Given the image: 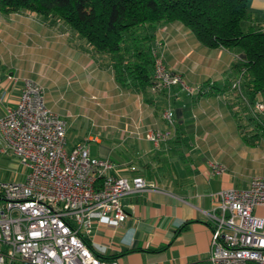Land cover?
Listing matches in <instances>:
<instances>
[{"label": "crops", "instance_id": "crops-1", "mask_svg": "<svg viewBox=\"0 0 264 264\" xmlns=\"http://www.w3.org/2000/svg\"><path fill=\"white\" fill-rule=\"evenodd\" d=\"M248 10L250 24L264 28V0H249ZM151 29V43L159 44L166 66L182 75L191 94L180 86L158 92L126 75L120 81L114 58L59 17L0 12V42L18 44L24 59L41 62L32 78L43 85L47 106L66 121L67 146L94 141L99 148L92 156L109 157L116 173L139 174L154 184L122 198L128 217L117 227L93 222L86 242L119 264H209L211 214L218 213L212 193L243 188L236 170L264 161V110L255 107L264 104V91L233 66L241 52L206 47L178 21ZM1 72L0 93L6 88L8 98L0 101V116L16 102L22 83L14 86L7 78L12 72ZM166 105L175 128L155 147L147 131L167 127L160 116ZM78 114L91 121L94 133L68 139ZM105 122L111 130L104 139L99 132ZM210 162L225 170L213 172ZM128 163L137 170H128Z\"/></svg>", "mask_w": 264, "mask_h": 264}, {"label": "built area", "instance_id": "built-area-1", "mask_svg": "<svg viewBox=\"0 0 264 264\" xmlns=\"http://www.w3.org/2000/svg\"><path fill=\"white\" fill-rule=\"evenodd\" d=\"M152 54L157 89L180 86L191 94L194 89L182 75L167 68L159 46ZM7 78L16 80L13 72ZM2 81L0 70V85ZM44 94L42 84L25 78L16 102L0 116V153L13 156L24 169L22 180L0 183V264H119L96 255L86 236L93 222L120 225L128 217L122 198L154 184L139 174L116 173L117 164L109 157L92 156L87 142L67 146L66 121L47 106ZM7 98L4 88L0 101ZM255 107L264 110L261 102ZM161 117L167 127L146 135L155 147L175 128L170 105ZM210 166L213 172L225 170L216 162ZM126 167L137 170L130 163ZM212 197L218 213L211 214L209 264H264V216L254 213L264 207V175Z\"/></svg>", "mask_w": 264, "mask_h": 264}, {"label": "trees", "instance_id": "trees-1", "mask_svg": "<svg viewBox=\"0 0 264 264\" xmlns=\"http://www.w3.org/2000/svg\"><path fill=\"white\" fill-rule=\"evenodd\" d=\"M248 1L0 0V12L23 10L63 19L96 51L114 58L120 81L126 75L158 92L164 90L157 89L152 76V50L159 44L151 43V28L178 21L206 47L241 52L233 66L246 71L249 84L264 91V28L250 24Z\"/></svg>", "mask_w": 264, "mask_h": 264}, {"label": "rangeland", "instance_id": "rangeland-1", "mask_svg": "<svg viewBox=\"0 0 264 264\" xmlns=\"http://www.w3.org/2000/svg\"><path fill=\"white\" fill-rule=\"evenodd\" d=\"M142 28V27H140ZM23 44V43H21ZM16 45V46H15ZM6 44L5 42H0V69L3 71L4 76H7L9 72H13L16 80L13 81V85H19L20 82H22L25 78H32L33 73L36 71V69L39 68V63L41 62L33 60L24 59V52H19L18 44ZM168 68V67H167ZM170 69V68H169ZM171 70V69H170ZM175 71V70H174ZM178 72V71H176ZM93 99V98H91ZM94 100V99H93ZM62 103H65L62 101ZM164 109V108H163ZM163 109L160 112L163 111ZM88 116V115H87ZM162 118V117H161ZM67 121H70V119H67ZM77 122L78 125L73 127H70V130L68 131V139H72L74 137H83L87 132V136L94 133V125L91 124L90 120H86L85 117L77 115ZM100 132L99 137H106V134L108 131H110L111 126L107 125V122L100 124ZM87 141V144L89 146L90 152L93 155L98 154V148L99 145L94 141ZM242 167L235 172L237 183L239 185H244L246 179L249 177L256 175H264V161H258L255 164H252L250 167L245 168ZM23 171L21 165L17 164L16 160L13 156L7 155V154H1L0 153V183L8 181L10 179H15L17 181L23 179ZM247 186V185H246ZM254 213L258 215L264 216V207H257L254 209Z\"/></svg>", "mask_w": 264, "mask_h": 264}]
</instances>
